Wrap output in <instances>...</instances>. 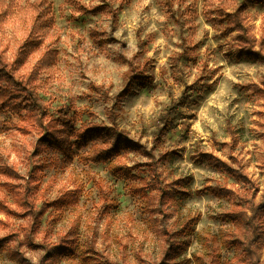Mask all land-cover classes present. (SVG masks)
I'll use <instances>...</instances> for the list:
<instances>
[{"label":"clouds","instance_id":"obj_1","mask_svg":"<svg viewBox=\"0 0 264 264\" xmlns=\"http://www.w3.org/2000/svg\"><path fill=\"white\" fill-rule=\"evenodd\" d=\"M4 89L0 264H264V0H0Z\"/></svg>","mask_w":264,"mask_h":264},{"label":"rangeland","instance_id":"obj_2","mask_svg":"<svg viewBox=\"0 0 264 264\" xmlns=\"http://www.w3.org/2000/svg\"><path fill=\"white\" fill-rule=\"evenodd\" d=\"M6 90L7 89H4L5 92H6ZM5 92H3L2 94H4ZM2 94H0V95H2ZM14 98H18V97L12 96V98H10V100L14 99ZM231 159H233V162H236V158L235 157H231ZM0 172H4V174H6V175L15 176V173L12 171V169H9V168H0ZM230 175H233V176L239 175L240 178L243 179L246 183L249 182L247 176H244L243 174H236L235 170H232L230 172ZM258 191H259V189H258ZM9 212H10V214L15 215V213H11V210H9ZM68 259L69 260L75 259V256L74 255H69ZM86 261H87V257H85L84 260L81 261V264H86Z\"/></svg>","mask_w":264,"mask_h":264},{"label":"trees","instance_id":"obj_3","mask_svg":"<svg viewBox=\"0 0 264 264\" xmlns=\"http://www.w3.org/2000/svg\"><path fill=\"white\" fill-rule=\"evenodd\" d=\"M7 75V74H6ZM3 92H5L4 90H0V94H2ZM7 93V90H6V92L4 93V94H6ZM10 98H12V96L11 97H9V100H10ZM6 103H8L7 101H6ZM0 206H2V205H0Z\"/></svg>","mask_w":264,"mask_h":264}]
</instances>
